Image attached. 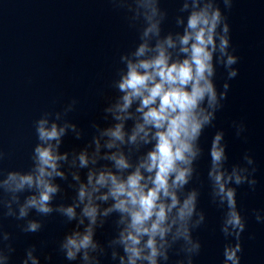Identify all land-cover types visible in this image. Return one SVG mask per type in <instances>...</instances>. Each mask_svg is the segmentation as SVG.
<instances>
[{
	"label": "clouds",
	"instance_id": "obj_1",
	"mask_svg": "<svg viewBox=\"0 0 264 264\" xmlns=\"http://www.w3.org/2000/svg\"><path fill=\"white\" fill-rule=\"evenodd\" d=\"M146 5L150 6V0H146ZM211 8V4H206L189 16L185 34L180 38V44L183 45L180 51L187 54L182 61L169 62L170 54L167 48L174 47V41L169 36L163 42H157L155 46L157 55L154 57L140 59L137 62L129 60L127 63V72L118 84L119 90L125 95L122 97L123 103L115 106L116 119L123 121L125 116L121 114L126 113L133 100L139 99L140 106L137 111L142 113L143 123L136 124L129 139L135 142L140 133H143L140 138L147 143L149 132L145 126L151 125L155 129L152 139L156 141L153 149L147 153L146 159L135 171L126 179H122L111 171H100L98 174L90 171L87 184H79L76 201L67 206L60 204L54 208L52 201L60 192V187L52 182V178H64V172L58 170V161L67 160L68 156L67 153L58 154L55 150L56 146L52 144L37 145L34 149L35 164L31 171L25 174L12 171L5 179L0 180V188L3 189V194H0V204L8 209L4 213L5 216L14 215L11 210V201L6 199V194H15L25 188L34 190V194L26 197L15 218L26 221L22 228V231L26 233H36L42 228L40 220L28 219L30 209H34L41 216L57 212L66 217L68 221H72L77 218L76 208L82 204V218L78 223L83 225V218L86 217L88 225L83 233L73 231L66 235L60 245L65 258L69 261L75 260L81 252L85 262L90 260L88 250L90 248L95 250L97 247L93 241V226L97 223V217L98 215L106 216L113 210L126 213L129 218L127 227L120 233L119 239L127 254V264H137L138 260H146L148 264H157V257L161 255L167 259L166 253L161 251L163 244L158 246L156 238L159 236L163 241L174 225H176L174 238L183 237L185 241L192 243L188 222L196 211V193L191 192L181 203L173 189L189 182L193 171L191 165L199 152L195 142L200 137L203 127L213 119V113L206 112L200 107L201 102L207 97L209 107H215L217 104V92L209 77L214 71L212 60L213 53L217 50L216 30L221 21V14L219 9L210 11ZM153 12H155L154 8ZM148 19L151 20L152 17L149 16ZM223 31L227 32V25H224ZM152 32H159L157 23H151L144 31V36ZM227 46V37L220 35L221 55L226 54ZM148 50L147 42L142 43L135 55L142 57ZM233 63H235V57L229 55L227 64ZM235 74V71L229 73L230 76H235ZM221 97H224V93H221ZM46 123L44 120L39 121L37 128L39 139L45 142L56 140L58 145L59 137L65 129H58L56 124L48 129L44 126ZM104 134L114 138L107 144L109 148L114 146L116 140L123 142L125 135L123 123L116 124L115 128L108 129ZM220 140L221 134H217L211 145L212 170L209 176L215 182L216 194L220 196L221 203L227 206L223 231L227 233L228 226L243 231L245 225L236 207V191L227 185L233 178L237 185L246 178L239 175L236 169H233L232 174L225 178L224 172L219 170L220 162L225 158V150L220 146ZM96 143L98 151L99 141ZM109 159L115 162V167L119 170L131 167L122 153H114ZM78 160L81 168L89 163L86 152H81ZM141 168L154 175H150L145 180L140 171ZM73 180L79 181V175L73 173ZM250 183L254 185L255 180ZM103 187H107L108 191L96 196L95 193ZM162 196L170 198V203H166ZM109 197L115 203L100 213L95 201H107ZM12 200L18 202L19 197L13 195ZM203 219L201 214L196 222L197 225ZM256 220L259 222L261 217L257 215ZM236 235L238 236L239 232ZM144 236L148 238L142 245L141 241ZM3 238L5 241L9 240V233L5 232ZM6 247L9 252L14 250L10 244ZM199 248V243H195L189 251ZM34 251L36 247L33 245L28 249L27 259L23 260L22 264H29V261L31 264H40L38 257L33 255ZM238 251H240L239 243L235 247L225 248L226 264L227 261L239 264V257L236 255ZM8 258L4 255L3 249H0V259L7 260ZM45 259L50 260L51 257L46 256ZM121 264H124V257H121ZM189 264H191V259H189Z\"/></svg>",
	"mask_w": 264,
	"mask_h": 264
}]
</instances>
